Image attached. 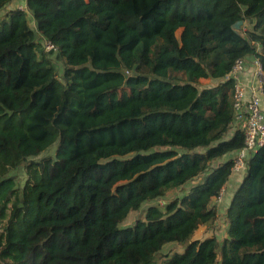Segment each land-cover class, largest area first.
<instances>
[{
  "label": "trees",
  "instance_id": "1",
  "mask_svg": "<svg viewBox=\"0 0 264 264\" xmlns=\"http://www.w3.org/2000/svg\"><path fill=\"white\" fill-rule=\"evenodd\" d=\"M10 1L0 0V264H264V145L230 196L224 238H192L215 225L233 162L221 158L243 145L221 78L251 53L264 70V0H26L23 11ZM168 243L183 250L163 254Z\"/></svg>",
  "mask_w": 264,
  "mask_h": 264
},
{
  "label": "built area",
  "instance_id": "2",
  "mask_svg": "<svg viewBox=\"0 0 264 264\" xmlns=\"http://www.w3.org/2000/svg\"><path fill=\"white\" fill-rule=\"evenodd\" d=\"M8 7L26 10V0H11ZM41 42L46 51L57 48L51 40ZM221 80L232 85L233 125L243 129V145L230 156L233 162L229 179L240 182L248 158L264 145V70L259 56L251 53L235 58ZM225 192L226 186L221 187L215 198L218 210Z\"/></svg>",
  "mask_w": 264,
  "mask_h": 264
},
{
  "label": "rangeland",
  "instance_id": "3",
  "mask_svg": "<svg viewBox=\"0 0 264 264\" xmlns=\"http://www.w3.org/2000/svg\"><path fill=\"white\" fill-rule=\"evenodd\" d=\"M11 2V1H10ZM9 2V3H10ZM9 3L6 4V6L9 5ZM4 12L5 9L0 11V21L1 19L4 17ZM179 33V31H177V34ZM174 54L173 52H168L166 55H172ZM48 57L51 59L52 63L54 64V66L56 67L57 70H60L61 67V63L60 60L58 58L57 55L53 54H47ZM213 84V81L210 79H206V78H202L198 81V85L199 87H206V86H211ZM56 144L51 145L48 149H46L45 151H43L38 157H46V156H52L54 154V150H55ZM230 157V155L228 156ZM24 175L23 172L18 170L16 172L15 175V179H14V183L15 185H22L23 180H24ZM200 180V178L191 181L187 184H185L182 188L180 189H175L170 191L165 197H163L162 199H160L159 201H155L154 204L163 207L164 203L167 202L169 199H172L176 196H181L183 195L188 188L193 185L194 183L198 182ZM239 182H233L232 184L235 185V187L238 185ZM228 193H232V190L226 189L225 192V196H224V202L219 204V217L217 218V221L215 223V225L212 226H206V225H201L198 227V229L195 231L194 235L192 236V238L195 239H204L206 237L212 236L214 235L219 241L222 240V238H224V236L226 235V228H227V221H226V216H225V210L228 206V201H227V195ZM230 196V195H229ZM148 206V204L143 205L138 211L136 212H129L128 215L124 218V220L121 223V226H128L134 223V221L143 215L146 207ZM183 250V246L179 245V244H175V243H168L166 244L163 248H162V253L163 254H170L174 251H182Z\"/></svg>",
  "mask_w": 264,
  "mask_h": 264
},
{
  "label": "crops",
  "instance_id": "4",
  "mask_svg": "<svg viewBox=\"0 0 264 264\" xmlns=\"http://www.w3.org/2000/svg\"><path fill=\"white\" fill-rule=\"evenodd\" d=\"M7 8H9V7L6 6V9H7ZM228 156H229V155H225V156H223V157L221 158V160H225L226 158H228ZM233 182H235L234 179H232V180L229 179V181L227 182V185H226V189H228V186H229V189H231L232 192H233V190H234V188H235V185L232 184ZM231 194H232V193H228L227 198H226L227 201H229ZM229 195H230V196H229Z\"/></svg>",
  "mask_w": 264,
  "mask_h": 264
},
{
  "label": "water",
  "instance_id": "5",
  "mask_svg": "<svg viewBox=\"0 0 264 264\" xmlns=\"http://www.w3.org/2000/svg\"><path fill=\"white\" fill-rule=\"evenodd\" d=\"M242 23V20H238L235 24H234V28L235 29H239L240 24Z\"/></svg>",
  "mask_w": 264,
  "mask_h": 264
}]
</instances>
